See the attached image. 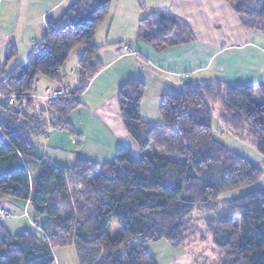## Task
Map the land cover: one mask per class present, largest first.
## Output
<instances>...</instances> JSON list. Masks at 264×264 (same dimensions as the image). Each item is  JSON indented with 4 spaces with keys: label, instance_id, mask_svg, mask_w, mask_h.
I'll list each match as a JSON object with an SVG mask.
<instances>
[{
    "label": "trees",
    "instance_id": "obj_1",
    "mask_svg": "<svg viewBox=\"0 0 264 264\" xmlns=\"http://www.w3.org/2000/svg\"><path fill=\"white\" fill-rule=\"evenodd\" d=\"M230 1L244 25L264 32V0ZM110 3L72 1L58 19L46 23L37 56L7 71L11 50L0 63V94L19 100L40 91V77L67 92L47 106L25 98V114L0 98V200L26 202L34 224L44 218L41 238L26 230L10 234L0 220V264H55L53 247L68 245L78 264H159L148 245H183L195 209L217 215L203 220L219 254L213 264H264V186L256 185L263 170L216 139L211 124L212 106H218L221 125L264 158V84L186 83L163 95L161 123L154 124L140 116L144 83L130 78L117 91V105L124 130L141 152L138 158L118 147L110 161L77 157L66 166L36 154L32 139L49 127L69 129L68 115L80 104L76 96L101 69L94 31ZM163 13L141 20L138 38L156 49L179 42L180 32L186 33ZM77 46L83 52L75 82L64 88L60 69ZM236 190L240 193L221 199ZM112 222L120 228L115 236L108 233Z\"/></svg>",
    "mask_w": 264,
    "mask_h": 264
},
{
    "label": "crops",
    "instance_id": "obj_2",
    "mask_svg": "<svg viewBox=\"0 0 264 264\" xmlns=\"http://www.w3.org/2000/svg\"><path fill=\"white\" fill-rule=\"evenodd\" d=\"M72 1L0 0V63L11 50L10 70L38 54L46 23L58 19ZM159 11L164 12V17L175 19L186 33L180 32L179 42L171 40L156 49L138 37L141 20ZM93 40L99 48L96 58L101 69L76 97L86 111L82 117V126L83 120L87 123L85 129L100 130L92 117L95 108L98 116H108L103 117L108 125L106 142L88 138L84 132L75 134L70 112L69 129L49 127L37 144L41 154H36L45 156L52 164L70 166L77 157L102 163L112 160L118 147L136 146L114 109L119 87L130 78L144 83L140 116L143 122L154 124L161 123L158 106L163 95L182 90L186 83L217 79L226 85L264 84V32L244 25L230 0H111L108 14L95 28ZM82 52L81 46L70 52L69 58L74 54L75 61L69 70L73 77L66 74L68 58L58 78L75 82ZM38 84L45 85L41 81ZM106 101L110 106L105 105ZM217 133L232 152L253 164L261 162L260 154L252 146L222 125ZM46 149L58 150L59 158L48 156ZM262 180L260 186H264V177ZM1 203L15 212L27 206L26 202L9 198L0 200Z\"/></svg>",
    "mask_w": 264,
    "mask_h": 264
},
{
    "label": "rangeland",
    "instance_id": "obj_3",
    "mask_svg": "<svg viewBox=\"0 0 264 264\" xmlns=\"http://www.w3.org/2000/svg\"><path fill=\"white\" fill-rule=\"evenodd\" d=\"M77 49H80V47H78ZM69 59H70L69 63L65 64V68L67 70L66 74L73 77V75L69 72V70H71L75 62L73 61L74 54L70 56ZM11 65H12V62L10 64H7L6 66L7 71L10 70ZM38 81L44 82L46 86H53V85L58 86L56 83H54V81L50 82L48 79L44 77H40L39 80L37 79V82ZM45 85L43 86L45 87ZM70 85H71L70 81H63L61 84V86L64 88H68V86ZM43 86L40 84H37V89L41 90ZM78 100L80 102V99ZM105 105L110 106L108 101H106ZM113 106H114V103H113ZM114 109L119 115V110H118V105H117V96H116ZM95 111L98 112V109L95 108L94 110L91 111L93 112L92 117L94 118V120L98 122L99 127H96V126L94 127L100 128V130L92 129L93 127H88L85 129L83 127L85 126V124H87L85 120H83L84 125L82 126V117L84 116V113L86 111H85V108H83V106H81L80 104H78L76 107H74L71 110L70 117L71 115L72 117L70 118V120H72L71 123L73 124V129L71 130L77 135H80V132H84L88 138H93L94 140H98L99 142L103 143V142H106L105 139L107 138L106 137L107 133H105L106 132L105 128L108 127L103 117L108 118V116H103V117L102 115L98 116V113ZM219 114H220V111H219L218 106H212V121H211L212 129H213L215 138L221 141L220 136H218V133H217L219 128L221 127V123L219 120ZM92 124H95V123H92ZM40 139L41 138L32 139L34 146H35V151L37 152V154H41V151H39L40 147L39 145H37V144H40L41 142ZM131 146L132 147H129V148L125 146H121V147L130 149L133 153V156L135 158H138L141 152L137 144L136 146L134 145H131ZM148 152L149 153L153 152L155 154L165 156L164 153H161L154 149H151ZM46 154L48 156H51L52 158H59L58 150L46 149ZM169 157L174 158V159L177 158L175 156H169ZM259 159L261 162L256 163V165L262 168L263 175L256 185L260 186V185H263L262 178L264 177V158L261 156V158ZM238 193H240V190L226 193L225 196L221 197V199L231 198ZM1 209L7 210L5 211V213H8V212L11 213L10 215L6 214L5 216L0 217L2 224L8 233L15 234L19 231L26 230L28 232L35 234L38 238L42 237V232L40 228H41V225L43 224L44 218L43 217L39 218L36 224H34L32 222L33 221L32 212L28 208V205L25 208L22 207L20 211L15 212L12 209L5 208L4 205H2L1 203L0 211H2ZM216 216L217 215L214 216L211 212H205L203 210L195 209L192 212V215L190 218L191 219L190 224H189L190 236L188 237V239L183 245L173 248L168 243L164 241H159V242L151 243L150 245H148L147 249L149 253L155 257V259L157 260L159 264H213V263H216L219 260V254L216 251V248L212 240L210 239V236H208V234L205 233L203 230L204 229L203 220L209 217H216ZM119 232H120V228L118 224L116 222H112V224L109 227L108 233L111 236H115L119 234ZM53 254L55 257V264H78L75 250L72 245H68L64 247L55 246L53 247Z\"/></svg>",
    "mask_w": 264,
    "mask_h": 264
},
{
    "label": "built area",
    "instance_id": "obj_4",
    "mask_svg": "<svg viewBox=\"0 0 264 264\" xmlns=\"http://www.w3.org/2000/svg\"><path fill=\"white\" fill-rule=\"evenodd\" d=\"M38 82L36 81V86ZM66 90L59 87V86H45L40 91H35L29 95L26 96H20L19 100L16 98L15 95L12 94H0V98H5L6 105L13 109L14 111L25 114L28 111V107L24 102L25 98H30L31 102H36L40 104L41 106H47L51 105L57 102V100L66 95ZM0 134H2V131L0 129ZM0 211V217L5 216L6 214L10 215L11 213H5L4 209H1Z\"/></svg>",
    "mask_w": 264,
    "mask_h": 264
},
{
    "label": "bare ground",
    "instance_id": "obj_5",
    "mask_svg": "<svg viewBox=\"0 0 264 264\" xmlns=\"http://www.w3.org/2000/svg\"><path fill=\"white\" fill-rule=\"evenodd\" d=\"M34 51V50H33ZM70 97V96H69Z\"/></svg>",
    "mask_w": 264,
    "mask_h": 264
}]
</instances>
